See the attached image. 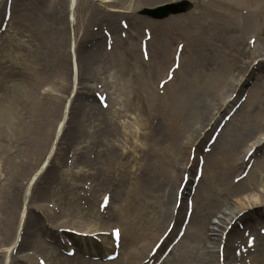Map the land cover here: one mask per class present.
<instances>
[{"label":"rangeland","instance_id":"1","mask_svg":"<svg viewBox=\"0 0 264 264\" xmlns=\"http://www.w3.org/2000/svg\"><path fill=\"white\" fill-rule=\"evenodd\" d=\"M5 1L6 0H0V22L1 20H3V17L4 20L7 21L5 30H0L1 192L4 183L10 176V173L8 171H5L2 158H8L9 154L13 156L11 151L14 149L17 154L19 150H23V144L21 145L19 144V142L17 143V139L23 136L25 132H33L34 130L33 122L31 123V120L34 119L36 115L34 95L36 93L42 95V93L40 94V92L47 91L56 94L57 84L54 83H56L57 81H60V90L62 91L61 94L67 95L70 92L72 77L77 75V71L74 73L72 69L74 67H72L71 55L68 51L70 29L68 21L66 19L68 0H10L9 15L7 19L3 15ZM37 1L40 5H42V7H45L42 9L39 8ZM175 1L178 0H165L163 2L144 5V3H141L144 2L143 0H76V5L74 7V21L72 25L73 36L75 37L76 41L75 53L78 55V57H80L78 59L80 60V63L84 66H87L86 70H84V76L85 80H87V82L92 85H90L89 87L90 90L92 88L91 94H94V92L106 93L107 97H110V99L112 100V103L110 105L111 108L119 106V103H116L117 100L120 102V107L122 108L121 113L116 116L113 115L112 117V119L116 123V127L118 130H112L111 127L106 128V126L104 125L105 122H101V118H99L101 125L99 129H94L93 131L92 124L86 125V122L84 121L83 126L78 129V132H76V136L70 133L64 136L65 140H63V146H65V148L63 149L64 151L62 153V157L58 159L60 162H58V167L56 168V170L54 169L52 178L46 179L43 176L40 177L38 185L35 187L32 195L30 196L31 202L29 203L30 206L28 205V207L32 212L37 214L38 217L40 214L41 219L38 218L36 221L37 223L33 225L30 224L28 226V233L24 234V241L22 239L23 234H21V239L23 242L20 241L16 251H9V246L14 240L16 231L12 233V231L10 232V230L8 229L4 234L0 235V264H15L14 259L17 257L20 258V264H25L26 262H31V258H36V256H42L46 259L48 264H89L92 262L104 264L103 261L100 262L99 260H93L90 257L86 258L82 255L91 256L98 259L99 257H101L103 260V256L107 252H111V239L109 230L112 226H118L121 230L123 228L129 230V234H126V236L122 237V244L124 245L122 250L130 246H139L145 241H148L150 237L153 238L154 236L160 234L161 226L159 227V230H157V227L159 221H161V215L159 214L161 208H163L161 202L163 200L164 194L169 188L168 185L164 186L163 171L165 167L162 166V163L161 165H158L157 168H154L153 165H150V168H145L144 163H142L140 159L136 158L134 160L133 158H131L133 159L131 164L127 167H124L131 171L139 168L137 170V174L135 173L131 177L125 176L119 179L118 182L106 172L105 165L103 164V160H106L105 157H108L106 155V152L108 150L105 151V156L101 154L99 155L100 157L97 158L94 156V154H91L89 157V155L87 156V154L92 150H98V147L92 146L94 144V141H91V144L88 142L83 143V138L85 137V134H90V132H100V134L103 136V138H101L100 144L101 150L106 147V141L109 142L108 144H111V142L113 144H116L117 147L119 146L116 152L117 155L119 154V152L122 153V156L125 153L123 163H125L126 160L130 158L129 149H132V147L134 148V146L136 145H139V149L142 146L143 148L147 147V149L150 150V155L147 157H150L154 154L157 161L158 159H160L162 162L167 161L168 164L175 163L176 155L164 140L165 137L162 136L163 132L158 131L156 126H151L150 129L148 127L149 123L146 122V120L142 119V116L144 114L143 107L149 106L150 101L147 97L146 91L143 89V87L140 86V78L128 73L125 74L124 78H120L118 82L117 79H115V77L113 76L114 73L109 70L106 73L108 86L105 87L103 84V78L105 75V70H107L108 68L106 67V65L105 67L101 66L102 64L100 65L99 61H94L95 64L91 61L90 58L92 54L89 53V42H87L86 39L84 40L86 42H84L82 38L86 36L87 33H89L88 29L92 28V22L98 23L97 19L99 18L105 19L106 16H113V21L115 23L122 19H126L129 23V17L132 16L135 20L134 24L137 25L135 36L136 50L139 58L142 61H147L148 59H146L144 54L142 55V53L140 52L141 49L139 46V41L144 37L145 29L150 33L151 28L149 27L148 29L147 24L151 23V26L153 25L155 28L154 30L152 29V31H155L156 36L159 39L166 37L167 44L171 51L174 50V47H176L177 44L182 43L180 44V56L181 61L183 59L184 63L186 64V62L190 58L192 59V57H194V54L198 49L205 48V51L207 50L205 42H202V45L200 44L199 47L193 40V33H195V31L190 29L185 24V22L187 20H195V18L201 17V11L208 9L207 7L210 6V2L213 3V1L188 0L190 4L189 10L181 14L171 15V22L169 24H164L165 26H159L162 25L161 20L153 17L154 15L144 13L143 11L145 9L156 8L160 5L162 6L163 4ZM45 8L47 11L52 9L53 11L57 12L59 17L54 18L55 21H58L60 18L62 19L59 24V27L63 29L61 33L62 36L59 34V32H57L58 29H56L55 25H51L50 19L45 16ZM109 9H117L119 11L110 12ZM232 11L235 20L231 23H224L223 28L227 29L229 34L234 33V39H239L240 42L242 41L243 45H246L247 48L255 53V55L258 53H263L264 19L261 17L252 29H247L244 22V16L239 12L238 8L232 9ZM38 26L39 36L43 34L46 42V47L48 48V62L52 60L55 54L58 55V51L55 50L57 39L59 38V41L63 44L60 50H62V53L64 54L63 56L65 58V71L63 72L62 68H53V72H56L57 74H55L53 77H51V72L49 74L46 73V75L43 73V61H37L35 57V59H33V57H31L30 55L32 51L29 44V39H31V31L33 29H37ZM130 30L131 32H133V29ZM160 30H163L165 34H160ZM118 34L120 37H124L125 35L126 37L129 36L127 28L123 27L118 29ZM103 38L104 36L101 39V48L106 49L105 41L103 40ZM233 47H235V49L237 50V47L235 45ZM108 49L109 48H107V50ZM239 50L235 56L240 59L241 53L239 52ZM146 52L147 56L150 55L148 50H146ZM93 54L97 56V53ZM68 56L70 57V71H67ZM252 59V61H250V59L248 58L244 59L245 62H247L248 69L251 67L252 63L257 60L254 58ZM53 62L56 63L57 58H55ZM260 70H264V68H261ZM263 72L264 71L260 73ZM184 73L185 72L183 71V69H179L176 74L177 77H182ZM88 74L93 75V77H88ZM164 76V72L161 74H155L152 77L151 81H153L154 89L158 92L157 98L166 100L169 98L170 93L173 91L175 78L170 81V83L161 86L159 84V81L163 79ZM262 81H264V78L262 79ZM118 83H120L119 93L117 92ZM250 84L251 83H248L245 88L238 92V98L243 97L244 95H248L247 90ZM70 113L71 109L70 112H68V118L65 122L62 132H69V127L67 126V124L69 122ZM94 114L98 116L97 111H94ZM232 122L233 121H231L228 125H230ZM70 124L75 126V122L73 120L70 122ZM161 125L162 124H159V128H161ZM154 127L155 129L153 130ZM106 132L107 136L105 137ZM111 132L120 133L114 136V133L112 134ZM144 132L149 133V137L147 139L143 136ZM154 132L158 133L156 138H154L156 134H154ZM260 133L263 134L264 132H257V134ZM126 134L131 135V137H129V141H124L122 139L123 136H127ZM23 137H21V139ZM119 137L120 141H117V138ZM208 137L209 135L202 140L203 143L201 142V154L199 155H202V153L204 152L203 145L204 143H206ZM225 137L226 135L224 136V139ZM222 141L223 133L221 132L220 136L218 137V144L215 150L219 149ZM158 143L161 144V153H159L160 148H158ZM87 144L90 147H88ZM83 145H86L85 152ZM68 147H72L70 150L72 152H75L73 163L83 164L89 169L88 171H91L90 173L88 172V174L86 173V175H83L84 173H82L81 171H85L86 168L82 166L81 169L78 168L68 170H65V168L62 167L65 159L68 158L66 152V149ZM241 148V145H239L238 149ZM164 150L167 152V156L165 157L161 155ZM235 152H237V150H235L234 153ZM141 154L143 155L142 151ZM16 155L13 156V158H15ZM199 155L194 156L193 159H195L196 161L197 158H201V156ZM186 156H189V158L192 159L191 151L190 153L185 152V157ZM254 162L255 158L252 162L253 166L251 165L252 167L247 173L248 175H250V179L245 177V179L239 182V193H233L232 196H230L231 194L225 195V193H221L223 189L222 187L217 190V193L215 191L214 193L210 192V195L212 196V198H214L215 204L220 205L221 207L228 199L235 198L237 196L236 194L244 195L248 188L247 184L252 179H255L259 172L257 166L254 165ZM60 163L61 168L59 166ZM95 172L98 173L99 177L95 175ZM192 172L194 173V166L192 167ZM237 173L238 171H234L229 174V180H231ZM87 182L90 185V188L85 195L83 191V185ZM226 182L227 181H223V187ZM23 184L24 180L22 181L21 189L19 190L18 194L19 206L20 202H23L21 199L23 198ZM177 184L178 182L175 184L173 189L178 186ZM208 184L209 181L206 176H202V178H200L198 184L196 185V190L194 188L195 198L196 196H198L197 190H205ZM39 185L44 186V188H41L44 191V195L42 200L37 201L38 195L36 197L34 195V192L38 189L37 187H39ZM141 185H143V192H138L137 195V205L141 209L139 217L135 211L129 212L125 208L119 209L118 206L120 207V203L124 199H130L131 197L134 198V195ZM90 191L92 192L91 194ZM103 191L107 193L110 192L112 202L108 209L100 210L97 203L98 198ZM115 192H117V198L115 197ZM262 199H264V197ZM170 202L172 205V200ZM16 205L17 197L15 202V210ZM171 205L169 204V206L166 208L167 211L169 207H171ZM233 206L237 205L234 204ZM238 208L240 207H234L233 210L235 211ZM116 210H118L119 212H116ZM221 211L215 212L213 216L218 217ZM120 214H128L129 219H127V221L125 220V218L124 220L121 219L119 217ZM209 222L208 225L211 226ZM65 227L77 228L80 230H90V232L104 231V233L106 234L96 235L97 240L92 239V237L89 236L82 237L84 240L82 241L81 245L76 239L72 240L75 244V250L79 253H76V255L71 258L65 254V249L60 244L55 243V241L59 242L62 239V237H59V235H66V232L60 230ZM190 227L191 225L189 226L188 230H186L187 233L185 232L181 240L186 239V242L193 240L189 238L188 234ZM192 230L194 229L192 228ZM48 231L53 233L55 241H53V239L47 234ZM96 241L101 242L104 246L101 251H99L100 249H98ZM218 244L216 242L213 247V264H216V250ZM179 245L180 243L178 245L176 244L160 264H172V261L175 260L178 254ZM82 246H84L85 248H82ZM105 246L107 247L105 248ZM260 247H256V249L252 250V253L255 254L256 252L258 255L256 258V264H261V258L264 255V249L262 248V246ZM84 250H86V252ZM246 253H249V251ZM246 253H244V255H246ZM143 256L144 255H141V259L143 258ZM249 262L250 259H247V262L245 264H249Z\"/></svg>","mask_w":264,"mask_h":264},{"label":"bare ground","instance_id":"2","mask_svg":"<svg viewBox=\"0 0 264 264\" xmlns=\"http://www.w3.org/2000/svg\"><path fill=\"white\" fill-rule=\"evenodd\" d=\"M143 1L144 2L141 3H144V5H150L165 0ZM212 1L213 3L210 2V6L207 7L208 9L201 11V17L195 18V20H187L185 22V24L196 33H193V40L199 47L200 44L202 45V42H205L207 51H205V48L198 49L194 54L195 58H190L186 64L182 59L181 67L179 69H183L185 73L182 77H177V74H175L173 91L166 100L157 98L158 92L154 89V84L151 81L155 74H161L164 72L166 76L167 70L170 68L174 60V53L170 50L166 37L159 39L156 36L155 31L151 30L150 41L147 43V49L150 53L149 61L147 62H143L139 58L136 50L135 35L131 34V32H129L128 40L119 39L115 36L114 45L111 51H105L101 48L99 41L101 35L99 32L94 33V37L90 42L91 46L99 47V56L102 59V62L108 68L107 71L111 70L114 73L113 76L118 82L120 78H124L125 74L128 73L140 78V86L146 91L147 97L150 101L149 106L143 107L145 115L143 114L142 119L149 123L148 127L156 126L158 131L163 132L162 136L165 137L164 140L176 155L175 163L168 164L167 161L162 162L160 159L157 161L154 154L147 157L150 155V150L147 149V147L143 148L141 146L139 149L140 152L142 151L143 153H146L144 154L146 157L143 158L145 168H150V165L157 168L161 163L162 166L165 167L163 171L164 186L168 185L169 188L164 194L161 202L163 205V208H161L159 213L161 215V221H159L157 227V230H159V227L161 226V232L166 226L168 227V224L172 221V217H170L171 207H169L168 211L166 208L169 204L171 205V200L172 204L175 202L178 190L177 188H175L176 190L173 189V187L177 182L179 183V181H181L183 173L190 169L188 165L191 161L187 158L188 156L185 157V152L190 153V149L194 146L195 149H193V151L197 156L201 153L202 140L205 136L209 133L211 134L216 129L217 124L224 114L228 113L238 102V99L236 98V89L239 92V89L245 88L247 86L246 84L251 81V85L247 90L248 96L244 101H239L237 103V106L229 119V121L233 122L230 125L225 123L224 127L226 126V128H223L224 130L222 129L223 131H221L223 133L221 146L219 149L215 150L218 144L216 141V143L210 148V151L205 154V157H203L205 161L202 176H206L209 184L205 190H197V199L195 198V195L193 197L194 209L191 217V229L188 232L189 238L193 240L188 242H186V239L180 241L178 254L175 260L172 261V264H213V247L219 239L217 237L220 233L219 231L224 229L223 225L227 221L230 222L234 218L235 221L230 230L232 231L231 235H234L238 232V229L235 228L236 220L245 219L246 222L252 223L263 217V213H261V210L259 209V204L264 202V199H262L264 197V152H261V150H264V133L257 134V132H264V81H262L264 78V72L260 73L264 71L260 70L261 68H264V52L255 55L252 50L247 48L246 45H243L242 41L240 42L239 39H234V33L229 34L228 30L223 28V25L224 23H231L235 20L232 9L238 8L239 12L244 16L246 28L252 29L261 17L264 19V0ZM175 2L177 4L173 5L170 14H178L186 11V1L178 0ZM38 5L41 9L45 7H42L39 3ZM170 7L171 6H168V11L171 10ZM44 12L45 16H47L52 22L55 21L54 18L59 17L57 12L52 9L47 11L45 8ZM170 18L172 17L164 19L160 26L169 24L171 22ZM97 20L98 25L100 24L101 28L103 21L100 18ZM106 20V26L111 27L112 33L115 35L117 25L113 21V16ZM60 21L61 18L56 24ZM147 25L151 27V29H155L153 25L151 26V23ZM59 26L60 25H58L57 32L61 35L63 29ZM132 28L133 32L136 33L137 25L132 24ZM38 29L39 26L37 29L31 31L29 44L32 51L30 55L33 59L36 58L37 61H43V73L46 75V73L49 74L51 72V77H53L56 74V72H53V68H62V71H65V58L62 50H60L63 44L58 38L55 45V50L58 51V55L55 54L52 60L48 62V48L46 47L43 34L39 36ZM159 33L165 34L163 30H160ZM71 40L72 39L69 38V52L72 47L73 40ZM234 45L237 47V50L233 47ZM238 50L241 53L240 59L235 56ZM55 58H57L56 63L53 62ZM245 58L250 59V61L253 60L252 58L257 59V62L253 64L250 70H248L247 62L244 60ZM68 70L69 66L67 67V71ZM82 79L83 78L80 77L79 84L82 83ZM54 84H57L56 94L47 91L40 92L42 95L37 93L34 95L36 115L35 118L31 120V123L33 122L34 130L33 132H25L23 134L24 137L21 136L23 137L22 139L21 137L17 139V143L19 142V144H23V150H19L18 154L15 149L12 150L11 153L13 156L17 154L15 158H13L11 154H9L8 158H2L5 171H8L10 176L4 183L2 192L0 191V235L4 234L8 229L10 232L13 231L14 233L17 223L19 227L24 213L23 210L21 213L20 209L18 222V194L21 189L22 181L26 177H28L29 180L31 179L32 169L42 161L49 152L57 128L63 121L65 115L64 96L61 94L60 81H57ZM107 85L108 82L105 78L104 86L107 87ZM119 85L120 83H118L117 87L118 93ZM71 89H73V86ZM234 92L235 94L232 95ZM76 100L85 106L97 107L96 102L91 95L86 94L82 90H76ZM116 103H119V101L117 100ZM109 106L110 102L108 104V107ZM113 108L115 116L121 113L120 106ZM113 108L110 110H102L97 107V110L100 113L107 112L104 123L106 128L111 127L112 130L117 131L116 123L112 119ZM61 110L64 112L58 117ZM159 124H162L161 128H159ZM154 129L155 127L153 130ZM111 133H114L115 136L120 132ZM154 134V138H156L158 133L154 132ZM225 135L226 137L224 139ZM106 136L107 132L105 137ZM147 137H149L148 132L145 133V138ZM122 139L129 140L123 137ZM117 141H120V137L117 138ZM108 143V141L105 143V150H108V157H105L106 160H103L106 172L112 177L114 176L113 178L116 179H118V177L121 179L125 176H129L131 171L124 166L130 165L131 158L123 163L122 153L119 152L118 155L116 153L119 146L117 147L116 144H113L112 142L111 144ZM158 144V148H160L161 144ZM239 145H241V149H238ZM250 148H254L252 156H255L254 165L257 166L259 171L257 176L247 184L248 188L244 195L236 194L237 196L235 198L228 199L225 204L220 207V205L215 204L214 198H212L210 192L214 193L215 191L217 193V190L222 187L223 189L221 193H225V195L231 194L230 196H232L233 193H239V182L245 178H242L235 184L233 183L235 181L232 179L229 180V174L241 170V167L246 161L244 159L245 154ZM235 150H237V152L234 153ZM99 151L97 155H99ZM159 153H161V148ZM161 155L165 157L167 156V152L164 150ZM193 164L194 163H192V165ZM45 174L47 177V172ZM246 177L250 179V175ZM189 180L190 178L188 181ZM192 180L193 178H191V181ZM223 181H227L224 187ZM142 187L143 185L139 186L134 198L131 197L130 199H124L118 208H125L129 212L135 211L139 217L141 209L137 205V195L138 192H143ZM41 192L42 191L39 189L38 193ZM188 192L189 189L184 187L181 196L184 198ZM115 195L117 198V192H115ZM16 197L17 205L15 210ZM234 204L240 208L234 211V207H237L233 206ZM253 206H256V208ZM179 208H181V205ZM241 209H246V211L243 214H239V210ZM217 211H221L218 217L213 216ZM116 212L119 211L116 210ZM178 214H181L180 210L178 211L177 216L174 217V220L178 218ZM255 214L256 217H254ZM119 217L123 220L125 218L126 221L129 219L128 214H120ZM32 220L33 215H29L28 223ZM174 222L175 225H177V222ZM208 222L211 226L208 225ZM192 228L194 230H192ZM122 233V236H126V234H129V230L123 228ZM159 235L160 234L153 238L150 237L148 241H145L139 246H130L124 250L121 249L117 258L108 263L142 264L141 255H146L147 251L150 252L152 245L155 244V241L161 236ZM261 245L264 249L263 241L261 242ZM227 254L229 255V251H227ZM90 264H98V262H92ZM261 264H264V255L261 258Z\"/></svg>","mask_w":264,"mask_h":264}]
</instances>
